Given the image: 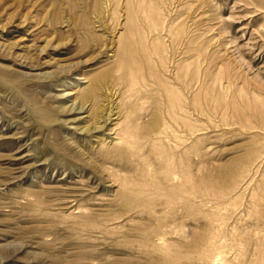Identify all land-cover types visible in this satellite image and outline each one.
Here are the masks:
<instances>
[{
	"label": "rangeland",
	"instance_id": "1",
	"mask_svg": "<svg viewBox=\"0 0 264 264\" xmlns=\"http://www.w3.org/2000/svg\"><path fill=\"white\" fill-rule=\"evenodd\" d=\"M0 264H264V0H0Z\"/></svg>",
	"mask_w": 264,
	"mask_h": 264
},
{
	"label": "bare ground",
	"instance_id": "2",
	"mask_svg": "<svg viewBox=\"0 0 264 264\" xmlns=\"http://www.w3.org/2000/svg\"><path fill=\"white\" fill-rule=\"evenodd\" d=\"M103 112V111H102ZM100 113V112H99ZM98 114V113H97ZM112 114V113H111ZM98 115H100V114H98ZM106 122H107V120L104 122L105 124H106ZM101 128H103V127H101Z\"/></svg>",
	"mask_w": 264,
	"mask_h": 264
}]
</instances>
